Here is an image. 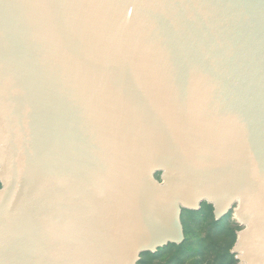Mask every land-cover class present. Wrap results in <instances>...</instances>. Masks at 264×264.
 <instances>
[{
    "label": "water",
    "instance_id": "95a60500",
    "mask_svg": "<svg viewBox=\"0 0 264 264\" xmlns=\"http://www.w3.org/2000/svg\"><path fill=\"white\" fill-rule=\"evenodd\" d=\"M204 202L264 264V0H0V264H137Z\"/></svg>",
    "mask_w": 264,
    "mask_h": 264
},
{
    "label": "trees",
    "instance_id": "16d2710c",
    "mask_svg": "<svg viewBox=\"0 0 264 264\" xmlns=\"http://www.w3.org/2000/svg\"><path fill=\"white\" fill-rule=\"evenodd\" d=\"M211 210V206H207V214L204 213V215L211 217ZM186 215L188 217L186 218L185 241L179 246H166L163 256L145 254L137 264H237L234 255L230 254L237 238L236 233L241 230L237 223L234 227L231 226L227 229L224 236H216L213 238L214 242L207 244L203 243L199 233L198 222L201 214L188 212ZM224 227L226 226L220 224L216 230L220 231ZM167 253H170L172 257L168 262L163 263L162 261L165 262V258L168 256H164ZM210 254H213L212 259L209 257ZM154 260L157 261L154 262Z\"/></svg>",
    "mask_w": 264,
    "mask_h": 264
},
{
    "label": "flooded vegetation",
    "instance_id": "af4514ba",
    "mask_svg": "<svg viewBox=\"0 0 264 264\" xmlns=\"http://www.w3.org/2000/svg\"><path fill=\"white\" fill-rule=\"evenodd\" d=\"M207 206H211L212 210H211V217L210 216H206L204 215V213L207 214ZM198 212L200 215V219L198 222V226L200 227V236L203 240V243H207L210 244L211 242H214L213 238H216V236H224L225 232L227 229H229L231 226H235L236 221L234 218V214H233V208H231V210L222 218L220 219H216V217L214 216V208L212 205L207 204L206 202L200 204L199 206V210L196 211ZM188 212H183L182 216H181V225L183 227V232H184V241L186 239V234H185V230H186V218L188 217V215H186ZM221 225H225L226 227H224V229L218 231L216 230L217 228H219V226ZM223 231V232H222ZM183 241V242H184ZM179 246V245H176ZM168 247V246H167ZM166 247V248H167ZM165 247L162 249L157 250L155 253H153V255H162L165 253L164 249H166ZM230 254L234 255L232 253V249L230 250ZM168 255V256H167ZM164 256H167L164 260L162 261L163 263H166L170 260V258L172 256H170V253L165 254ZM211 259L213 257V254H210ZM234 259H235V255H234ZM157 260H154V262H156Z\"/></svg>",
    "mask_w": 264,
    "mask_h": 264
},
{
    "label": "rangeland",
    "instance_id": "374dc122",
    "mask_svg": "<svg viewBox=\"0 0 264 264\" xmlns=\"http://www.w3.org/2000/svg\"><path fill=\"white\" fill-rule=\"evenodd\" d=\"M241 229V228H240Z\"/></svg>",
    "mask_w": 264,
    "mask_h": 264
}]
</instances>
